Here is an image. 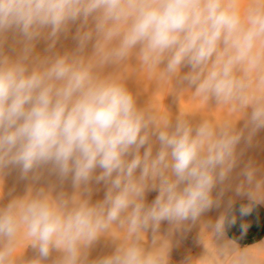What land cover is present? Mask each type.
<instances>
[{"label":"clouds","instance_id":"1","mask_svg":"<svg viewBox=\"0 0 264 264\" xmlns=\"http://www.w3.org/2000/svg\"><path fill=\"white\" fill-rule=\"evenodd\" d=\"M77 21L73 52L33 56L38 39L50 40L51 51ZM8 32L22 37L15 58L3 51ZM90 41L93 51L85 55ZM133 55L141 70L159 69L160 80L190 66L181 79L196 95L233 111L251 107L249 140L264 128V0H252L243 18L240 0H0V173L15 166L26 177L51 164L62 179L71 174L77 190L55 199L43 189L29 191L0 207V264H45L52 250L62 253L53 264H169L170 240L157 232L161 221L195 222L213 206L212 189L233 168L242 131L230 121L193 127L180 115L174 128L158 123L153 110L137 107L124 82L103 72ZM255 171L246 168L249 187L237 189L252 202L241 206V216L264 201V180ZM93 178L106 185L94 204L81 195L82 186L90 192ZM149 190L158 195L146 206ZM225 219L202 232L212 241L223 237ZM113 225L126 239L110 255L89 261L88 249ZM21 237L38 256L16 255ZM249 247L227 240L218 251L231 264H253ZM206 255L207 248L185 264Z\"/></svg>","mask_w":264,"mask_h":264},{"label":"rangeland","instance_id":"2","mask_svg":"<svg viewBox=\"0 0 264 264\" xmlns=\"http://www.w3.org/2000/svg\"><path fill=\"white\" fill-rule=\"evenodd\" d=\"M251 2H252V0H240V12H241L242 17H244V14H245V12H246V10H247V8ZM75 35H76V31L74 32V30L72 31V29H69L67 33H63V35L61 37H59V39L57 40V42L55 44V47L53 49H51V51L48 50V46H45L44 48H41V47L38 48V50H36L35 52L38 53L37 55H39L41 57L47 56V55H53L57 51H58L57 53H60L62 50L64 52H67L66 51L67 48H68L67 50H70L71 46L74 47V45H75L74 43H77V40L74 38ZM10 44H7V45L3 44V51L5 54L9 55L10 57L15 58L17 56V55H15V54H17L16 49H14L15 45L11 44V45H14V46H11ZM92 48H90L91 50L87 49L88 53L89 52L92 53V50H93ZM36 53L33 54V56H36ZM60 54H63V52H61ZM138 67L139 66H137V68ZM135 70L139 71L141 69H135ZM145 70H147L148 72L147 71L145 72ZM145 70L144 69L141 70V73L138 75H136V73H135V77L138 76L139 78L137 80L135 78L136 83H135V81L134 82L132 81L134 83V85L136 84L135 86L131 82L132 85L130 88L132 90L145 89V87L147 85L146 84L143 85V82L144 83H145V81L148 82V81H150L149 79L155 80V78H151V77H156V80H158L159 82H162L161 85H158V89H161L163 91H166L168 89L179 88V87H182L185 83H187V82H184L186 80L181 79L180 75H182V77L184 75L182 72L175 78L166 79V80L162 81L159 79L158 76L154 75L155 72H153V74L151 75L152 72H150L146 68H145ZM118 73L119 72H111V74H115L122 82L125 83V78H126L125 76L126 75L128 76L127 73H129V72H127V73L125 72V74H126L125 76L123 75L124 73L123 74L122 73L118 74ZM130 74L131 73H129V75ZM141 74H143V75H141ZM140 75L143 77H140ZM145 75H147V76H145ZM148 75L149 76L151 75V76L149 77ZM131 76L132 75H130L129 77H131ZM146 77H149V79ZM145 79H147V80H145ZM153 80H151V81H153ZM181 81H182V83H181ZM141 82H142V84H141ZM180 84H181V86H180ZM184 95H186V97H184ZM187 95H189V94H176L174 96L166 95V94L161 95L159 97V102L152 105L153 108H151V110H153L155 112V114L157 115L158 122L159 123H161V122L165 123L167 120L170 122L171 121L173 122V121L177 120V117L179 115L182 117H186L190 121V123H192L193 127H195L196 123H197L196 126H198L203 120H208L214 124H220L224 121H230L234 125L235 130L238 132L242 131L243 134H242L241 140L239 141V143L236 145V148H235V164H234L233 168L231 169V171L227 174L226 178L222 182L219 180L216 182L215 186L212 189V193H211L213 200H214V204L209 210L202 213L201 216L197 219L200 222L199 221L197 222V220L195 222H193L192 220L191 221L187 220L189 225L186 223L187 221H183L179 225H176L175 223H171L167 220L161 221L160 226L157 230L158 234L160 236L168 238L170 241L172 240L171 242L174 243L173 244L170 242L171 247H170V251H169V264H185V261L189 257H191L192 259H198L200 251L204 247V245L215 243V242L219 241V239H220V238L214 237L213 238L214 242H213L211 240V238L206 233H203L200 231V229H202V228H200V226L202 225V227H204V229H206L209 222L214 224L221 216H225V212L228 208L232 207L235 204L252 203L248 199V197L245 194H243V192H241L240 194H238V192H237V189L239 187H241V185H243L245 191L249 187L247 185L246 178L243 175V172L245 171L246 168H248V167L254 168L256 170L255 171L256 179L257 180H264V128L257 130L251 136V140H249V133L251 131V127L250 126L245 127V125H246V123L250 117L251 111H252L251 107L246 109L245 112L233 111L230 105H227V104H219L218 105L217 101L214 97L210 98L209 101H207V103H206V100H203V98L201 96H198L196 94L195 95L192 94V95H189L187 97ZM169 98L171 100L174 99L177 102H174V103L170 102L169 103V101H168V100H170ZM178 99L179 100L182 99V101L179 102ZM188 99H190L192 101L197 100V102L193 103L191 106V102H189ZM201 99H202V101H201ZM165 101L168 102L169 105H167V103H165ZM184 101H187L188 104L186 105V103ZM203 101H205V102H203ZM182 102L185 103V105H183ZM180 103H182V105ZM200 103H202V104H200ZM195 104L198 106L195 107ZM205 104H207V105H206V110L204 111V107H205L204 105ZM170 105H172V107ZM164 106H165V109L167 108V110L164 109ZM169 106L171 107V110L168 109V108H170ZM201 106L202 107L204 106L203 109ZM189 107H191L190 109H192V110H190ZM148 109H149V107H148ZM168 110H170V111H168ZM184 110L186 112L189 111L188 115ZM171 111H173V112H171ZM194 112H196L195 113L196 115H194ZM167 113H168V115H167ZM162 114H163V116H162ZM170 114H172V115H170ZM174 114L177 116H175ZM197 115L199 117H196ZM170 117H171V119H170ZM174 118H175V120H173ZM194 118L196 119V121ZM171 126H174V124H172ZM172 128H174V127H172ZM155 139H156L155 136H153L151 139L152 146L154 145L153 146V155H155V153L157 152V149L159 150V148H158L159 142L154 143V142H157V140H155ZM156 144L158 145V147ZM145 147H147V145H145ZM155 148H156V150H155ZM143 151H144V148L141 149V153H143ZM218 171H219V169H217V172ZM137 174H139V169L137 170ZM95 175H97V174H94V176ZM102 183L103 182H100L99 183L100 185H99L94 180H92L89 183L88 186H90V187H88V188L90 189L92 194L91 193L89 194L88 191L87 192H88V195H90L92 198L91 199L92 203H96L97 201L103 200L105 192H106V185L104 183L103 184ZM91 186H92L93 190L91 189ZM5 195L7 196V194H4V192H2V190H0V207L6 206L10 202V201H8L9 200L8 197H6ZM157 195H158V192L155 190L147 191L145 194L146 206L151 205V203L153 202V200L155 199V197ZM83 198H87V196L85 195V196H83ZM255 205L260 207L262 209V211L264 212V201H262L260 203H255ZM202 221L204 223H201ZM192 223H194V224H192ZM203 224H205V225H203ZM193 225H195L194 228L196 230L193 228ZM207 230L211 231V229H207ZM199 232L202 233L204 244L201 242V234ZM108 233L106 235L105 234L102 235L101 237L98 238V240L96 242L93 243V245L91 246L92 250L90 249L91 252L96 248V250L98 249L100 251V253L101 252L105 253V254H103L105 256L106 251L109 249L110 254H111L115 250L116 246L120 243V241H124L126 239V232L120 231L115 225L111 227V230ZM152 237H153V232H152L151 228H149L147 230V233H146V240L144 241L146 248H150ZM173 237L175 239L174 241H173ZM197 237H199V238L197 239ZM30 243H31L30 239H24L23 237H21L20 242L18 244V247L16 249V255L23 254L24 260H30V259L38 256V250L33 248L31 245H29ZM107 246H108V249L105 248ZM253 246L254 247L250 246L251 248H249V251L253 256V264H264V237L262 238V241L260 243H258L257 245H253ZM241 249H243V248H241ZM94 253L96 254V252H94ZM100 253H99V255H100ZM99 255H98V257H102V254H101V256H99ZM107 255H109V254H107ZM60 256H61V254L59 251L52 250V252L49 255V257L47 258L45 264H53V262L57 258H59ZM89 259H91V258H89ZM92 260H95V259L93 258ZM195 264H197V260L195 261Z\"/></svg>","mask_w":264,"mask_h":264},{"label":"bare ground","instance_id":"3","mask_svg":"<svg viewBox=\"0 0 264 264\" xmlns=\"http://www.w3.org/2000/svg\"><path fill=\"white\" fill-rule=\"evenodd\" d=\"M242 10V9H241ZM243 18V17H242ZM92 26V22H89V25H88V27H91ZM80 27V21H77L76 23H74V24H71L70 26H69V29H72V31L74 30V32L76 31L77 32V29ZM63 35V33L60 35V37ZM14 44L15 45V47H14V49H16V53L18 54L19 52H20V50H21V48H22V46H23V44H22V37L18 34V33H13V32H8L6 35H5V38H4V44ZM51 43V41L50 40H48V39H45V38H40V39H38L36 42H35V48H34V51H33V54H35L36 52V50H38V48H44L45 46H48L49 44ZM93 43H94V41H90L89 43H88V45H87V48L85 49V55H90L89 53H88V50L87 49H90V48H92L93 47ZM10 44V45H11ZM75 45H74V47H72L71 46V48H70V50H67L66 49V51H67V53H71V52H73L75 49H76V47H77V43H74ZM14 45H11V46H14ZM257 47H259V43L257 44ZM47 48V47H46ZM93 49V48H92ZM65 50V49H64ZM91 50V49H90ZM93 51V50H92ZM35 52V53H34ZM41 52V51H40ZM58 52V51H57ZM56 52V53H57ZM61 52H63V54L64 53H66V52H64L63 50L61 51ZM60 52V53H61ZM55 53V54H56ZM60 53H57V54H60ZM17 54H15V55H17ZM38 53H36V55H37ZM48 56V55H47ZM165 64H166V61L164 62V63H162L161 64V68H163L164 66H165ZM137 66H139V64H138V61H137V59H136V57H135V55H133L132 57H130L127 61H125V62H122L120 65H115V64H109V65H107V66H105V68L103 69V72H104V74H111V72H119V73H124L123 75L125 76L126 74H125V72L127 73V72H129V73H131L130 75H132L131 77L134 79H132L131 77H129L130 75H129V73H127L128 74V76L126 75L125 77V84H126V87L128 88V90L133 94V96H134V98H135V101H136V105H137V107L138 108H148L149 107V109H151V108H153L152 107V105H154V104H156L157 102H159V97L161 96V95H163V94H166V95H172V96H174V95H176V94H189V95H192V94H194L195 95V93H194V91H195V86H189V84H188V82L187 81H184V82H187V83H183L184 85L182 86V87H179V88H175V89H168V90H166V91H163V90H161V89H158V85H161V83L162 82H159L158 80H156V77H151V78H155V80H153V79H149V77L153 74V72L151 73V75L149 76V77H146V78H148L150 81H145V83L143 82V85H147L146 87H145V89H140V90H132L130 87H131V85H132V83L135 81V78H136V80L139 78L138 76H136L135 77V73H136V75H138V74H140L141 73V70H139V71H137V70H135V69H140V66L137 68ZM136 72H135V71ZM145 70V69H144ZM191 69H190V66H187V65H184V66H182L181 67V70H180V73L182 72L184 75L186 74V73H188L189 71H190ZM147 70H145V72H146ZM159 69H157L156 71H155V74L154 75H156V76H158L159 77V75H157V74H159ZM148 72V71H147ZM118 73V74H119ZM179 73V74H180ZM148 74V73H147ZM141 75H143V74H141ZM140 75V77H143V76H141ZM255 75V74H254ZM145 76H147V75H145ZM181 77H182V75H180ZM157 77V78H158ZM128 78V79H127ZM131 78V79H130ZM145 80H147V79H145ZM151 80H153V81H151ZM133 81V82H132ZM163 81V80H162ZM132 82V83H131ZM139 82V81H138ZM142 82H141V84H142ZM135 83H136V81H135ZM164 83V82H163ZM181 83H182V81H181ZM133 85H134V83H133ZM136 85V84H135ZM134 85V86H135ZM138 85V84H137ZM180 86H181V84H180ZM189 95H187V97L189 96ZM180 96V95H179ZM184 97H186V95H184ZM194 97V96H193ZM173 98V97H172ZM179 98V97H178ZM201 98V97H200ZM199 98V99H200ZM165 99V98H164ZM170 99V98H169ZM183 99V98H182ZM182 99H178L179 100V102H181L182 101ZM173 100V101H172ZM170 99V100H168L169 101V103L170 102H172V103H174V102H177L176 100H174V99ZM189 100V102H191V106H192V104L193 103H196L197 102V100H190V99H188ZM204 100V99H203ZM201 101H202V99H201ZM178 102V103H179ZM185 103H186V105L188 104L187 103V101H184ZM199 102V101H198ZM203 102H205V101H203ZM202 102V103H203ZM165 103H167V105H169L168 104V102H166L165 101ZM183 103V102H182ZM182 103H180L181 105H182ZM185 103H183V105H185ZM202 103H200V104H202ZM206 103H207V101H206ZM206 105L207 104H205L203 107H204V111L206 110ZM171 107H172V105H170ZM169 106V107H170ZM196 106H198V105H196L195 104V107ZM171 107L170 108H168V109H170L171 110ZM202 107V106H201ZM200 107V108H201ZM203 107H202V109H203ZM191 107H189V109H190ZM199 108V109H200ZM156 109V108H155ZM164 109H165V106H164ZM184 109V108H183ZM186 109V108H185ZM188 109V110H189ZM198 109V108H197ZM165 110H167V108L165 109ZM170 110H168V111H170ZM179 110V109H178ZM190 110H192V109H190ZM195 110V109H194ZM185 111V110H184ZM196 111V110H195ZM202 111V110H201ZM203 111V112H204ZM171 112H173V111H171ZM175 112V111H174ZM180 112V111H179ZM186 112V111H185ZM189 112V111H188ZM188 112H186L187 113V115H188ZM197 112V111H196ZM196 112H194V115H196L195 113ZM207 112V111H206ZM162 113V112H161ZM205 114V113H204ZM167 115H168V113H167ZM170 115H172V114H170ZM169 115V116H170ZM175 115V114H174ZM173 115V116H174ZM182 115V114H181ZM162 116H163V114H162ZM166 116V115H165ZM175 116H177V115H175ZM168 117V116H167ZM172 117V116H171ZM171 117H170V119H171ZM196 117H199L198 115L196 116ZM161 118V117H160ZM173 118V117H172ZM191 118V117H190ZM195 119V118H194ZM165 120V119H164ZM163 120V121H164ZM173 120H175V118L173 119ZM199 120V119H198ZM168 121V120H167ZM166 121V122H167ZM195 121H196V119H195ZM165 122V121H164ZM165 122V123H166ZM174 122V123H173ZM171 121L170 122V124L172 125V124H174V126H172V127H175V124H176V120L175 121ZM194 122V121H193ZM201 122V121H200ZM159 123V122H158ZM162 123V122H161ZM192 124V123H191ZM195 124V123H194ZM196 125H197V123H196ZM195 125V126H196ZM152 139V138H151ZM156 140V139H155ZM154 143H158V141L157 142H154ZM159 144V143H158ZM157 145V144H156ZM155 145V146H156ZM154 146V145H153ZM157 147H158V145H157ZM159 148V147H158ZM155 150H156V148H155ZM157 151H158V149H157ZM100 169H97L96 170V172L94 173V174H99L100 173ZM94 181H95V179H93ZM99 184V183H98ZM103 184V183H102ZM100 185V184H99ZM84 187L85 186H82V188H81V195H82V197L83 196H89L88 195V192L87 191H84L83 189H84ZM87 187H90V186H87ZM95 187V186H94ZM99 187V186H98ZM40 189H43L46 193H48V194H50L54 199L55 198H58L61 194H64V195H66V197H71V196H73L75 193H76V189L74 188V186H73V182H72V176H71V174L67 177V178H61L53 169H52V165L51 164H48V165H42V166H40V167H38V168H36V169H34L32 172H30V173H28V175L26 176V177H22V175H21V171H20V169L18 168V167H15V166H9V167H7V168H5L4 170H3V172L2 173H0V190H2V192H4V194H7V196L6 197H8V201H11L12 199H14V198H22V197H24V196H26L27 194H28V192L29 191H31L32 192V194L33 195H35L36 194V192H38ZM91 189H92V186H91ZM93 190V189H92ZM93 192V191H92ZM60 193V194H59ZM91 193V191L89 192V194ZM92 194V193H91ZM94 196V195H93ZM92 198H91V196H90V202L92 203V200H91ZM94 200V199H93ZM94 204V203H93ZM212 219V218H211ZM215 219V218H214ZM191 221V220H190ZM199 220H197V222H198ZM204 221V220H203ZM201 222V223H204V222ZM200 222V221H199ZM215 222V221H214ZM187 224H188V221L186 222ZM185 223V224H186ZM190 223V222H189ZM206 223V222H205ZM183 224V223H182ZM191 224V223H190ZM192 224H194V223H192ZM189 225V224H188ZM203 225H205V224H203ZM114 226V225H113ZM192 227V226H191ZM195 227V225H193V228ZM114 228V227H113ZM200 228H202V229H200V231L202 232V230H205L204 229V227H202V225L200 226ZM195 229V228H194ZM196 230V229H195ZM194 231V230H193ZM209 231V230H208ZM200 233V232H199ZM107 234V233H106ZM105 234V235H106ZM109 234V233H108ZM201 234V233H200ZM110 235V234H109ZM200 236V235H199ZM199 237H197V239H198ZM171 239V238H170ZM111 240V239H110ZM175 239H174V237H173V241H174ZM172 241V240H171ZM170 241V242H171ZM171 243H173V242H171ZM174 244V243H173ZM177 244V243H176ZM179 245V244H178ZM93 248V247H92ZM106 249H108V246L107 247H105ZM91 247L88 249V259L89 258H91V259H89L90 261L94 258L95 260H96V258L98 259V258H101V257H98V255H99V253H100V251L97 249L96 250V248L91 252ZM94 252H96V254L94 253ZM61 255H62V253H60ZM94 254V255H93ZM98 254V255H97ZM101 254H102V257H104V255L103 254H105V253H100V255L99 256H101ZM107 254H109L110 255V251H109V249L106 251V255ZM105 255V256H106ZM94 256V257H93ZM93 257V258H92Z\"/></svg>","mask_w":264,"mask_h":264},{"label":"crops","instance_id":"4","mask_svg":"<svg viewBox=\"0 0 264 264\" xmlns=\"http://www.w3.org/2000/svg\"><path fill=\"white\" fill-rule=\"evenodd\" d=\"M250 203L235 204L230 208H226L225 212V235L219 241L205 245L198 256L201 258L206 253L203 260H197V264H231V257H221L218 247L222 246L227 240H235L240 248L257 245L264 237V212L260 207L252 204V211L250 214L241 216L240 208L242 205H249ZM235 218V224H231L232 218ZM247 225V231L242 232L241 225ZM206 247V248H205ZM251 248V247H249Z\"/></svg>","mask_w":264,"mask_h":264}]
</instances>
